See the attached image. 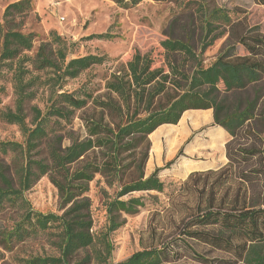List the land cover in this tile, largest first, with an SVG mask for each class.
<instances>
[{
    "label": "rangeland",
    "instance_id": "rangeland-1",
    "mask_svg": "<svg viewBox=\"0 0 264 264\" xmlns=\"http://www.w3.org/2000/svg\"><path fill=\"white\" fill-rule=\"evenodd\" d=\"M17 1L19 0H0V23L6 6ZM197 1L198 3L196 0H145L132 8L120 9L111 0H31L33 11L23 19L19 28L23 34L34 35L33 48L21 55V58H27L24 63L28 69L25 82L36 78L33 86L26 92L32 95L22 105L26 122H30L35 110L46 114L54 94H72L86 101L83 108L73 111L69 122L49 117L50 123L54 124H51L53 132L49 133L37 151L31 153V159L42 160L50 165L49 146L54 145L62 153L72 143L85 142L87 139L94 141V138L88 136V129L93 123L97 122L114 133L127 124L135 111L133 100L130 99L127 109L122 99L107 89L106 85L111 82L113 75L127 74V63L135 53L150 59L152 69L162 71L158 80H163L164 75L168 77L163 91L153 99L148 112L166 107L185 84L180 76L170 73V68L177 67L181 72L190 74L195 64L184 56L166 54L160 46L161 41L166 37L190 40L194 53L199 56L200 65L206 68L234 40L222 28L214 29L210 37L220 35L200 55L201 40L205 34L201 19L203 11L222 9L232 21L241 22L242 27L258 26L264 34V0ZM62 17L63 21L60 20ZM106 31L114 34L110 41L89 38ZM237 32L239 31L235 30V34ZM54 36L61 38L65 44L61 48L65 53V62L88 55L101 56L105 60L102 64L90 66L75 78H60L51 71L35 70L32 62L41 44H49L53 51L58 49L52 43ZM235 50L238 55L245 54L240 46ZM14 68L15 64L10 62L0 63V114L15 110V81L12 77ZM124 79L127 80L126 77ZM151 88L153 87L150 86L149 89ZM102 104H108L109 107ZM136 113L133 120L144 117L146 111L141 107ZM192 124V118H181L179 124L160 126L137 147L120 152L114 164L117 172L113 173V168H107L103 174L95 173L88 183L87 191L80 194L79 189L73 190L74 197L65 207L53 183L62 182V179L52 169L23 193V198L33 211L59 216L71 208L73 203L89 200L88 209L83 213L91 221L89 235L93 243L79 250L71 259V264H118L144 249L160 248L162 245H170L177 253V257L173 256L163 264H245L232 253L195 239L183 236L181 240L176 239L181 236L185 226L191 224L192 217L211 204L212 200H215V205H230L235 199L240 203L246 201L247 204L254 205L264 203V174H261L263 160L253 158L241 164L240 171L247 174L249 181L239 178V175L225 178L224 173H221L228 163L225 145L217 144L215 139H211L204 143L203 148L195 147L194 144L188 147L198 138L195 134L188 139L176 141L182 129L188 133L194 130L195 126ZM254 129L261 139L255 141L248 137L241 139L240 143L244 142L249 146L252 142L257 148H262L264 122L254 123ZM155 137L157 140H154ZM137 141L138 139L134 146ZM155 141L158 144L157 153L162 152L163 159L167 162L163 163L157 175L163 184V191L134 192L121 197V200L141 198L143 206L133 215H120L121 226L108 233L105 203L117 195L122 185L137 179L135 167L140 163L141 153L148 143L150 158V153L153 150L154 154L156 149ZM0 142L23 144V136L16 125L7 124L0 119ZM179 142L183 145L179 149L176 147L178 151L175 157L168 161L169 152ZM107 157L104 148L92 147L78 161L68 166V171L71 174L89 163L100 165L107 161ZM0 160L6 166V175L16 188L18 184L15 168L24 159L18 153L8 152L0 155ZM202 161L206 164L197 167V163ZM143 176H149L146 163L143 166ZM212 191L215 192L214 197ZM22 216L23 209L19 203H5L0 209V264H26L38 257L58 258L60 229L57 226L38 231L24 237L22 241L12 239L7 242L4 234Z\"/></svg>",
    "mask_w": 264,
    "mask_h": 264
},
{
    "label": "trees",
    "instance_id": "trees-1",
    "mask_svg": "<svg viewBox=\"0 0 264 264\" xmlns=\"http://www.w3.org/2000/svg\"><path fill=\"white\" fill-rule=\"evenodd\" d=\"M111 1L120 9H129L145 0ZM196 2L198 3L197 0ZM32 11L31 0H19L6 6L0 23V63L15 64L12 77L16 94L15 110L1 113L0 119L7 124L16 125L23 136V144L0 142V155L13 152L24 159L23 163L17 164L15 168L18 184L16 188L6 175L7 168L0 160V209L5 203H19L23 209L21 220L4 234L7 242L12 239L22 241L24 237L38 231L57 226L60 229V256L32 258L26 264H71L73 256L79 250L91 246L93 239L89 235L91 221L88 215L83 213L88 209L89 200L73 203L72 207L60 216L53 213L41 214L30 208L23 198L24 192L52 169L62 179V182L53 183L65 207L74 197L73 190L79 189L80 194L87 191L88 183L95 173L103 174L107 168H113V173L117 172L114 164L120 152L137 147L162 125H176L181 115L188 110H212L213 124L227 132L229 139L225 144V157L228 163L221 172L225 178L239 175V178L249 181L247 174L240 171V168L242 163H247L253 158L263 160L261 174H264V146L257 148L252 142L249 146L244 142L240 143L241 139L248 137L255 141L261 139L258 132L253 130V125L256 122H264V34L258 26L242 27L241 22L232 21L222 9L201 13L205 34L201 40L200 55L220 35L210 37L214 29L222 28L230 39H234L210 66L203 68L200 65L199 56L194 53L190 40L183 37H166L161 41L160 46L166 54L184 56L195 64L190 74L181 72L177 67L170 68V73L180 76L185 84L166 107L148 112L153 99L163 91L168 77L164 75L163 80H158L162 71L158 68L152 69L150 59L135 53L127 63V74L113 75L106 87L122 99L127 109L130 99L134 102L136 112L144 107L145 116L133 120L137 115L134 111L127 124L118 128L115 133L97 122L93 123L88 129V136L94 138V141L87 139L85 142L72 143L62 153H59L54 145L49 146L50 165L42 160L31 159V153L37 151L49 133L53 132L49 117L54 116L69 122L73 111L83 108L86 103L72 94H54L47 113L43 115L35 110L33 118L26 122L22 105L29 95H32L26 92L33 86L36 78L25 82L28 69L24 63L27 58H21V55L33 48L34 35L23 34L19 28L23 19ZM235 30L239 32L235 34ZM89 38L110 41L114 34L106 31ZM52 43L58 48L56 51H53L49 44H41L37 49L32 62L35 70L51 71L60 78H75L90 66L102 64L105 60L101 56L88 55L65 62V53L61 50L62 46H65L63 40L54 36ZM237 46L243 48L244 55L236 53ZM150 86L153 88L149 89ZM102 105L109 107L108 104ZM136 139L138 141L134 146ZM92 147L104 148L108 156L107 161L100 165L85 164L70 174L68 166L78 161ZM148 150L147 143L145 151L141 153L140 163L135 167L137 179L122 185L117 195L105 203L108 233L121 226L120 215H133L143 206L141 198L121 200V197L134 192L163 191V184L157 177L160 168H156L147 178L143 176ZM212 194L214 197L215 192L212 191ZM212 201L192 217L191 224L185 226L181 236L176 239L181 240L182 236L195 239L218 250L232 253L245 264H264V203L254 205L247 204L246 201L240 203L235 199L230 205H215V200ZM175 246L177 247L176 244ZM173 256L177 257L173 248L170 245H162L160 248L144 249L118 264H163Z\"/></svg>",
    "mask_w": 264,
    "mask_h": 264
},
{
    "label": "crops",
    "instance_id": "crops-1",
    "mask_svg": "<svg viewBox=\"0 0 264 264\" xmlns=\"http://www.w3.org/2000/svg\"><path fill=\"white\" fill-rule=\"evenodd\" d=\"M181 118H192V120H193L192 125H194L195 127L193 128L194 130L192 132H189V133L187 132V130L182 129L181 134L176 137V141L184 139V138L188 139L193 134L198 136V138L195 139V142L189 144L188 147L190 145L194 144L195 147L201 146L203 148V147H205V146H203L204 143H208L211 139H215L217 144H222L224 146L229 139V136L224 129L213 124L212 110H188L181 115L180 120L177 124L180 123ZM162 126H165V125H162ZM157 129L155 131H157ZM154 140H157V138L155 137ZM150 141H153V140L150 138ZM183 143H185V142H183ZM180 145L182 146L183 144H180V142H179L178 146L173 147L174 149L172 148L173 151L169 152L170 154L167 158L168 161H170L171 159H173L175 157V155L178 151V150H176V147H177V149H179ZM154 146L156 147V149L154 150V154L152 153L153 152V150H152V152L150 153V158H148L147 162H146V168H147L149 175L156 168H160L163 165V163H165V164L167 163L163 159L162 152L157 153L158 144L156 141H155ZM224 151H225V147H224ZM204 164H206V162H204V161L198 162L197 167H202V165H204Z\"/></svg>",
    "mask_w": 264,
    "mask_h": 264
},
{
    "label": "built area",
    "instance_id": "built-area-1",
    "mask_svg": "<svg viewBox=\"0 0 264 264\" xmlns=\"http://www.w3.org/2000/svg\"><path fill=\"white\" fill-rule=\"evenodd\" d=\"M63 19H64L63 17H62V18H60V20H61V21H63Z\"/></svg>",
    "mask_w": 264,
    "mask_h": 264
}]
</instances>
